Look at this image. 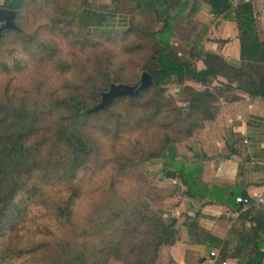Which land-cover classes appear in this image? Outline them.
I'll return each mask as SVG.
<instances>
[{"label":"trees","instance_id":"1","mask_svg":"<svg viewBox=\"0 0 264 264\" xmlns=\"http://www.w3.org/2000/svg\"><path fill=\"white\" fill-rule=\"evenodd\" d=\"M109 1L114 5L113 12L98 14L104 26L106 17L114 18L130 12H137L141 17L150 15L155 22L162 21V26L155 29L132 20L127 30L135 35L144 34L152 43L150 65L143 71L150 77L151 85L134 96L115 97L97 109L102 95L109 91V85L116 83L111 79L106 59L103 60L106 64L103 71L90 73V82L72 87L61 95L51 94L46 101L30 100L11 92L7 86L0 87V264H14L17 262L14 260L19 259L30 264L28 258L39 263L40 253L42 257V253L52 247L49 243L42 242L31 249H20L13 244L19 229L30 222L35 224L36 220L47 224L54 222L70 231L69 239L64 242L66 246L58 247V259L55 262L54 258L51 259L50 264H108L110 260L121 264H159L160 249L175 240L176 221L151 208L150 203L157 200L158 192L148 197V201L134 204L128 213L112 214L98 227L100 230L113 225L108 240L90 245L81 242L89 233L79 231L72 221L80 193L73 184L79 173L88 169L93 160L99 163L102 137L119 140L123 132L134 128L147 131L167 112V116L174 119L165 127L174 128L177 137L165 136L159 149L153 153L139 149L133 151L131 157H125L123 162L115 161L117 170L126 173L139 162L134 156L157 159L162 164V173L167 175L177 165L176 145L190 138L205 122L213 120L221 91L211 89V82L218 78L224 79L225 83H220L223 88L239 91L250 98H264V42L259 41L254 28L251 1L255 0L240 2L237 6H233L234 0ZM87 3V0H5L1 8L16 13L17 29L2 32L0 47L7 39H12L26 52H36V57L45 47V59H55L58 52L54 38L51 37L48 44L36 41L38 32L45 30L67 37L74 28L76 13L71 9H82ZM34 7L46 22H41L40 27L37 23L36 32L28 33L24 28L27 22L24 15L29 8L32 12ZM200 7L213 17L233 20L237 24L240 62L233 64L216 54H201L196 49L198 41L191 40L193 28L184 29V35L176 37V25L179 22L181 25ZM84 20L85 30L89 21L87 17ZM113 32L104 28L91 29L86 36ZM9 56L14 68H19L21 61L14 56V49ZM197 60L203 61L205 69H196ZM9 71L8 63L0 55V73ZM186 81L201 84L202 89L187 86ZM172 82L181 87L178 92L181 106L165 95L166 86ZM120 103L127 104L122 109L123 114L116 113ZM180 174L186 177L184 172L180 171ZM185 183L192 195L191 183L187 180ZM57 184L66 185L70 192L66 199L51 203L48 188ZM35 206L42 210L38 216L33 210ZM260 234L257 230L241 234L240 245L232 251L221 248L219 262L230 257H243L244 264H262L264 246Z\"/></svg>","mask_w":264,"mask_h":264},{"label":"rangeland","instance_id":"2","mask_svg":"<svg viewBox=\"0 0 264 264\" xmlns=\"http://www.w3.org/2000/svg\"><path fill=\"white\" fill-rule=\"evenodd\" d=\"M5 0H0V8ZM84 8H72L75 11L73 20V30L67 37L59 34H52L50 31L40 30L36 41L46 42L54 38L56 52L55 59H45L47 50L41 48L36 57V52H26L22 45L15 43L12 39H7L0 47V55L5 58L10 67L8 73H0V87H9L11 92H17L19 96H26L30 100L46 101L51 94L61 95L75 86H83L90 82L91 72L103 71L106 64L103 60L108 59L107 67L111 73V79L116 83L109 85L134 86L141 79L143 71L150 63L153 52L152 43L144 34L135 35L127 33L130 22L141 23L145 27L162 26V21L155 22L150 15L140 16L137 12L125 13L114 18L106 17V23L101 21L98 14H109L114 10V5L109 0H87ZM27 10L24 18L27 22L24 25L26 32H36L37 23L46 22V18L37 13V9ZM88 11V12H87ZM36 13V14H34ZM88 18L89 27L83 29V18ZM114 31L109 35L94 34L89 37L87 32L91 29H101ZM14 49V56L21 61L19 68H14V62L9 56V52ZM41 52V53H40ZM108 89V90H109ZM181 89L174 82L165 88V95L171 96L173 101L179 102L178 92ZM40 91V92H39ZM101 100V96H100ZM181 106L180 103L177 104ZM126 103L118 105L116 113L123 114L122 109ZM164 112L156 125L148 128H134L122 133L119 140L102 137L100 144L101 157L99 163L93 160L88 169L79 173L73 184L79 190V198L76 200L72 221L79 231H87L89 236H84L81 242L95 245L106 242L113 225H107L98 229L114 213L130 212L133 205L148 201V197L156 193V201L150 203L151 208L160 213L166 214V204L164 201L174 196L176 189L173 184L159 182L156 178L150 177L154 171H162L160 161L157 159L147 160L140 156H134L135 164L128 172L119 170L115 161L123 162L125 157H131V153L136 150H143L146 153H153L159 149L165 136L177 137L174 128H167L165 124L172 122L174 117L167 116ZM167 117V118H166ZM115 140V141H114ZM102 163L104 165H102ZM154 163V165H150ZM153 166V167H150ZM153 169V170H150ZM153 171V172H152ZM164 173L160 175L163 179ZM80 182V183H78ZM68 187L64 184H57L48 188L50 202H59L69 195ZM49 203V201H48ZM37 216L42 213L38 206L34 207ZM20 226V225H19ZM67 227L58 226L56 223H43L36 220L35 224L27 223L19 229L14 236L13 244L20 249L36 248L42 242L49 243L47 253L39 255L38 264H50L51 259L59 256V246H66L64 243L69 239ZM30 264H35V259L30 260ZM14 264H27L24 260ZM9 264H12L9 263ZM108 264H121L110 260Z\"/></svg>","mask_w":264,"mask_h":264},{"label":"crops","instance_id":"3","mask_svg":"<svg viewBox=\"0 0 264 264\" xmlns=\"http://www.w3.org/2000/svg\"><path fill=\"white\" fill-rule=\"evenodd\" d=\"M250 1L234 0L233 6ZM251 5L257 37L264 42V0L251 1ZM190 28L194 29L191 40L198 41L196 49L201 54H216L233 64L240 62L239 31L233 20L213 17L200 7L176 25V37ZM195 65L197 70L205 69L202 60ZM220 83H225L224 79L211 82V89L221 91L213 120L176 145L177 165L169 170L175 178L165 175L162 179V171L149 174L176 189L174 196L164 201L168 212L164 216L176 221L175 240L160 249L159 264H212V252L219 254L222 247L232 251L240 245L241 234L253 230L261 233L264 246V209L252 213L235 203V198L264 194V98H250ZM185 85L202 89L201 84L191 81ZM185 180L192 185V195ZM224 261L245 263L243 257Z\"/></svg>","mask_w":264,"mask_h":264},{"label":"water","instance_id":"4","mask_svg":"<svg viewBox=\"0 0 264 264\" xmlns=\"http://www.w3.org/2000/svg\"><path fill=\"white\" fill-rule=\"evenodd\" d=\"M15 17L16 13L12 10L2 9L0 8V37L2 32L5 30H16L15 25ZM151 85V79L147 74H143L140 81L134 86H126V85H117L111 86L107 93L102 95V102L97 107V109H101L107 104L111 102V100L115 97H119L122 95L134 96L138 92L148 88ZM167 177L170 179L175 178V174L172 172L167 173Z\"/></svg>","mask_w":264,"mask_h":264},{"label":"built area","instance_id":"5","mask_svg":"<svg viewBox=\"0 0 264 264\" xmlns=\"http://www.w3.org/2000/svg\"><path fill=\"white\" fill-rule=\"evenodd\" d=\"M236 203L245 208L246 210H253L254 212H259L264 209V194L256 197H239L236 198ZM212 264H226L225 261L219 262L218 253H211Z\"/></svg>","mask_w":264,"mask_h":264}]
</instances>
